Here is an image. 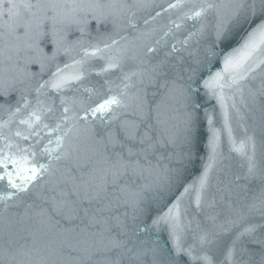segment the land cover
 Wrapping results in <instances>:
<instances>
[{"label":"snow or ice","instance_id":"1","mask_svg":"<svg viewBox=\"0 0 264 264\" xmlns=\"http://www.w3.org/2000/svg\"><path fill=\"white\" fill-rule=\"evenodd\" d=\"M225 6L233 9L228 20L221 13ZM185 8L173 18L176 10ZM141 12H148V18H141L142 26ZM209 15L216 21V40L225 36L230 23L241 22V16L261 18L243 44L224 56V71L203 80V87L224 109L230 153H236L243 165L231 170L226 163L230 156L219 151L218 132L212 129L211 154L201 174L170 206L165 205L166 210L152 216L151 203L173 190L184 161L191 158L199 108L196 69L191 64L184 67L180 53L193 55L189 41L199 44ZM25 16L28 19H21ZM0 17L7 18L3 26L9 34L24 39L26 47L37 52L39 39L49 35L51 25L55 46L52 57L30 61L40 64V73L0 77V97L19 93L15 106L7 101L0 104L8 115L0 121V185L6 189L0 192V264H178L181 256L195 264H264V165L257 162L258 153L264 159V74L258 82L255 74L264 66V55L256 59L264 53V0H234L228 5L217 0H170L166 6L156 0H52L47 4L0 0ZM165 17V23L150 26ZM90 21L97 24L95 35L88 31ZM73 26L80 35L69 40L66 29ZM182 28L187 35L176 39ZM208 51L216 55L214 45ZM58 55L68 56L71 63L56 64L52 71L44 60L54 62ZM92 61L103 62L97 75L118 72L119 82L105 80L84 87L87 95H79V86L91 75L86 66ZM129 61L134 67L125 71ZM45 70L50 73L46 80ZM149 88L154 89L153 98L159 96L158 102L149 100ZM225 89L233 92L231 105L225 103ZM69 91L72 96L64 94ZM33 93L35 103L28 99ZM49 93L57 94L59 103L55 98L50 103L41 99ZM170 101L183 116L182 138L161 119ZM229 107L243 133L239 139L232 136ZM25 112L18 121L25 131H11L13 121ZM208 123L212 124L211 116ZM160 149L167 151L158 155ZM61 162L60 180L71 190L61 189L52 196L49 208L35 201L26 204L24 194L42 180L45 185L53 183ZM214 170L223 178H217L213 193ZM189 192L195 193V209L208 211L203 221L196 222L193 242L185 247L184 237L193 221L185 222L188 209L182 208L181 197ZM85 202L87 206L81 207ZM22 206V213L12 211ZM55 216L69 224L79 220L83 227H62ZM162 228L168 230L170 249L153 239V232Z\"/></svg>","mask_w":264,"mask_h":264},{"label":"water","instance_id":"2","mask_svg":"<svg viewBox=\"0 0 264 264\" xmlns=\"http://www.w3.org/2000/svg\"><path fill=\"white\" fill-rule=\"evenodd\" d=\"M16 2H19V0H16ZM38 0H31V3L36 4ZM42 4H47L52 2V0H39ZM170 2V0H156V3L158 4H164L165 6L167 3ZM230 2H234V0H217V3H221L222 5H228ZM158 10V9H157ZM33 11H36L33 9ZM151 11V10H149ZM182 11H187V9H180L176 10L172 15L173 18L175 16L179 15ZM233 9L230 7H222L221 13L222 17L225 20H228L229 17L232 15ZM38 14H42L38 13ZM141 18H148V12H141L138 14V21L143 25V19ZM7 19L6 17H0V77H3L5 75H13V76H19L20 78H23L24 72L29 73H40V64L30 61H35L37 56H40L41 58L46 57H52L53 53L55 52V46L52 43V36H51V25H49L47 31L49 35L40 38L39 39V49L40 52L35 51L34 49H29L26 47L24 43V39L17 40L16 34H9L7 29L3 26L4 20ZM21 19H28V17H22ZM261 18L259 16L252 18L249 17L247 20L241 16V22L239 23H230L227 27L225 36L221 40H216L215 35V29L213 25L216 23L214 16L209 15L208 19L203 21L204 23L208 24V28L206 30V33L203 38L200 39L199 44L197 45L195 41H189V43L192 45L190 51L193 52L192 56L188 55L187 51H183L180 53L185 58L184 67H187L188 64H191L195 69L194 74V80L197 81V83L194 85V88L196 90V103L199 105V108L197 109V116H196V122L195 127L192 132V145H191V158L186 159L183 163V171L181 173L180 180L177 181L173 185V190L169 193H167L162 200L159 202L153 201L151 203V211L150 214L152 216L157 215L160 211L166 210L165 205L170 206L171 203L176 199L177 196H180V194L183 192V188L189 184H192L197 177L201 174L203 171L204 165L209 162V156L211 154V147L209 144V141L213 135L212 129L217 130L218 136H219V151L225 156L229 157L230 159L226 161L231 166L232 171H238L242 165L243 161L242 159L234 152L230 153V142H229V133L228 128L224 125V116L223 111L224 109L221 107V104L219 100L216 98V96L211 95L207 89L203 87V80L207 79L210 75H213L216 72H223L224 71V63L223 59L224 56L227 55L229 52H232L235 49H238L244 42V40L247 38V34L260 22ZM166 22L165 18H157L156 21L151 23V27H157L160 24H163ZM192 22L188 21V24L190 25ZM199 25H197L198 27ZM110 28L111 26H107ZM63 28V26H61ZM103 30V29H101ZM191 30V29H189ZM67 35L69 40H75L80 35L79 32L76 30L75 26L67 28ZM88 31H90L93 35L96 34L97 31V24L95 21H90L88 24ZM22 34V33H21ZM128 33H122V35H127ZM187 35V32L182 28L179 33H177L176 39H183L184 36ZM29 43H32V41H29ZM215 46V53L216 55H211L209 53V49L212 48V46ZM179 47V45H178ZM73 57L76 59H79L80 57L76 55L75 52H73ZM264 55V53L257 54L256 59H260L261 56ZM11 57V60L8 58ZM196 61H199V64L196 63ZM47 67L51 68L52 71H55V65L59 64L60 66H63L65 63H71V59L68 56L64 55H58L56 57V60L54 62H51L47 59L44 60ZM103 66L102 61H92L89 65L86 66V70L91 72V75L85 79L82 84L79 86V95H87L83 91L84 87H93V86H99L104 83L105 80H112L119 82L117 77L119 76L118 72H111V73H102L100 75H97L99 72V69ZM134 67L133 62L129 61L125 67V71L131 70ZM257 75V82L259 80V77L264 74V66L258 68L256 70ZM50 73L45 70V72L42 75L43 79H48ZM27 83V81H26ZM35 81L33 80L31 82V86L34 87ZM18 87H22L18 85ZM154 91V89L149 88L148 89V95L150 101H156L158 102L159 96L153 98L151 93ZM234 91V90H233ZM65 95L72 96L73 92L69 91L64 93ZM233 92L225 89L224 96H225V103L228 105H231ZM34 95H30L28 99L32 101V103H35ZM55 98L57 100V103H59L58 95L54 93H49L48 96H42V100H46L49 103L51 102V99ZM236 100L239 101V95H236ZM19 99V93L18 92H11L10 95L6 97H0V104H4L6 101L11 103L13 106H15V101ZM169 107L162 109V115L161 119L165 121V126L169 129V131L174 135H179L182 138V120L183 116L181 113V110L179 109V106L173 102H169ZM229 113L231 119L229 120V124L232 129V136L236 139H239L242 137L243 133L242 130L239 127V122L235 116L234 110H232L229 107ZM26 112L20 114L11 125V131H16L19 129L20 131H25V126L19 125L18 121L21 118H24L26 116ZM208 116L212 117V124L209 125L208 123ZM129 118H133L131 116V109L129 110ZM8 119V115L6 112H4L2 109H0V121H4ZM7 131V130H6ZM180 141H178L179 143ZM46 143V140H45ZM54 147V145H53ZM85 150L87 149V145L82 146ZM166 149H160L159 154H165ZM41 162H47L46 160H43ZM155 163V160L152 161ZM258 165H264V159H262L258 153L257 157ZM161 163L167 164V161H161ZM172 166V165H169ZM56 167L59 169L57 172L56 177H52L53 183L49 185H45L44 181L42 180L40 185L37 188L32 189V191L28 194H24L23 199L26 204H31L33 201H35L37 204H41L45 208H49V206L52 203L51 197L54 195H58L63 189L65 192H68L71 190V185H64L60 180V174L63 171V162L60 164H57ZM145 176L147 177L148 181H151L152 177L147 176V173H145ZM212 177V189L211 191L214 193L218 184V177H220V173L218 170H214L211 173ZM223 178V177H220ZM45 179H48V177H45ZM145 180H140L138 183H144ZM55 188V192L52 191V188ZM6 189L3 185H0V192H4ZM149 197H151L153 194L149 193ZM46 196L48 199L42 200L40 197ZM70 199H74L73 197H70ZM194 199H195V193L189 192L185 193L181 197V206L182 208H187L188 213L186 216L185 222L187 220H192V224L190 227L189 232L184 237V246L187 247L189 244L193 242L192 233L196 230V222L197 221H203L205 212L208 210H205V212H201L194 207ZM81 207H86L87 203L80 205ZM12 211H19L23 212L24 207H20L19 209H13ZM120 211H123V208L120 209ZM116 214V213H113ZM82 215V214H81ZM55 219L60 220V225L62 227H71L74 226V224H80V221H74V224L67 223L62 216H55ZM148 223H151L150 220H147ZM80 227H83L82 224H80ZM92 231H95L93 228ZM153 239L158 238L159 242L162 246H166L167 248L172 247V241L169 237L168 230L166 228H162L159 231L153 232ZM178 264H195L194 261H191L187 256H181L178 260Z\"/></svg>","mask_w":264,"mask_h":264}]
</instances>
